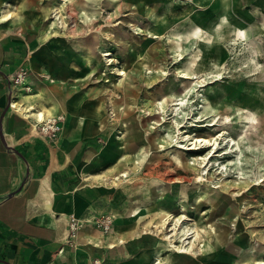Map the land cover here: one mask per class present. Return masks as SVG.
<instances>
[{
	"label": "rangeland",
	"instance_id": "rangeland-1",
	"mask_svg": "<svg viewBox=\"0 0 264 264\" xmlns=\"http://www.w3.org/2000/svg\"><path fill=\"white\" fill-rule=\"evenodd\" d=\"M5 3L21 17L17 33L24 35L35 25L30 37L38 49L59 51L53 53L60 58L53 54L50 60L53 71L40 73L41 78L55 83L54 72L64 75L70 88L102 99L103 113L114 109L117 114L115 120L108 113L97 122L84 120L99 133L107 121L98 142L105 149L114 146L109 148L114 160L97 172L105 177L131 172L127 182L106 184L111 196L102 213L81 223V229L86 227L82 237H97L99 255L91 264H115L113 251L123 245L126 261L121 264H135L138 256L150 262L158 258L160 264H177L179 259L189 264H264V0ZM107 52L115 60L112 65L105 64ZM116 68L125 75H117ZM183 72L193 79H183ZM185 92H190L186 103L176 105ZM52 107L37 105L49 112ZM223 131L242 152L225 149L220 140L217 148L186 149L193 138ZM117 145L125 147L121 158L114 153ZM129 208L142 213L127 215ZM168 213L174 217L168 231L180 217L188 219L179 220L172 244L161 239ZM123 222L137 224L132 232L147 230L123 240ZM187 229L186 242L199 233L196 245L205 263L175 256ZM144 239H154L156 246L134 253L133 242ZM93 242L84 248L91 250Z\"/></svg>",
	"mask_w": 264,
	"mask_h": 264
},
{
	"label": "crops",
	"instance_id": "crops-1",
	"mask_svg": "<svg viewBox=\"0 0 264 264\" xmlns=\"http://www.w3.org/2000/svg\"><path fill=\"white\" fill-rule=\"evenodd\" d=\"M4 7V0H0V264H91L99 255L95 253L97 237H82L86 227L80 228L79 238L69 237L70 223L76 219L84 224L96 217L111 196L106 184L101 183L105 176L97 172L114 160L109 154L111 145L105 149L98 142L107 121L102 133L91 124L107 116L108 111L103 113L102 99L94 93L65 84L64 75L54 72L55 83L41 78L40 73L53 71L50 60L53 54L60 58L53 53L59 51L43 46L38 49L30 37L35 25L28 26L24 35L17 33L21 17ZM3 10L14 19L2 21ZM21 66L28 70L26 86L30 92L13 88L10 82ZM37 105L53 109L40 110ZM31 107L45 112L48 118L62 115L66 120L69 115L57 139L42 136L36 128V116L28 112ZM88 119L91 123L84 121ZM111 199L116 201L113 195ZM136 223L121 224V231L127 234L123 240L133 237ZM91 239L95 244L90 247L93 252L84 248ZM133 246L134 253L139 254L143 251L140 247L152 248L156 241H134ZM126 251L124 245L116 253L113 251L115 264L126 261L122 259ZM178 262L189 264L181 259Z\"/></svg>",
	"mask_w": 264,
	"mask_h": 264
},
{
	"label": "bare ground",
	"instance_id": "bare-ground-1",
	"mask_svg": "<svg viewBox=\"0 0 264 264\" xmlns=\"http://www.w3.org/2000/svg\"><path fill=\"white\" fill-rule=\"evenodd\" d=\"M3 5V4H2ZM10 4H6L5 3V9L9 6ZM56 12V15L59 14V12L61 10L58 11V9H55L54 10ZM61 18V16L59 17ZM10 19H14V17L12 18V15L11 13H8L7 10H3L1 12V20L2 21H8ZM62 23H65V21L62 20ZM2 25V24H1ZM8 27V26H7ZM132 28L134 30H140V28H135L133 27L132 25ZM11 29V28H10ZM87 32V31H86ZM107 37H112L111 36V33H108L106 34ZM104 53V52H103ZM103 56L105 57V64L107 65H112L114 63V59H110V57L112 56V54H110L109 52L103 54ZM178 57H182V55L179 53L177 55V59ZM176 59V60H177ZM115 71L117 72V75L119 76H124L125 75V72H122L120 69L116 68ZM115 72V73H116ZM183 79H193V77H191V75L189 73H185L183 72L182 73V76H181ZM30 92V91H29ZM190 94V92H185V94L181 97H179L178 99H176L177 103L176 105H184L186 103V98H187V95ZM14 101V100H13ZM18 101V100H16ZM29 104V103H28ZM17 104H12V107L13 106H16ZM35 108L34 107H31L28 112L35 115L36 116V119H37V122H39L40 124H44V123H50V121H53L54 118H48L45 114V112L43 111H33ZM101 112V111H100ZM48 113V112H46ZM152 113V112H150ZM49 114V113H48ZM47 114V115H48ZM106 115V114H105ZM109 117L113 120L117 119L116 118V115L115 114V110L112 109V112L111 113H108ZM97 119V118H96ZM211 125V124H209ZM179 127V124H177V128ZM180 129V127H179ZM227 132L226 131H223V132H220L216 137H212V138H202V137H196V138H193L191 139L192 140V143L189 145V147H187L186 149L187 150H198V149H202L203 147H216L221 143V142H225V149L227 148H230L232 151L231 152H236L238 151L240 153L241 151V147L239 145V143L237 141H235L233 138H230V137H227ZM218 140H220L221 142H219ZM108 146V145H107ZM113 146V145H112ZM227 146V148H226ZM234 146L236 147L235 149ZM181 147V146H180ZM113 149V147H111ZM108 149V148H106ZM116 150H114L115 154L116 155H119L118 158H121L122 154H120V152H123L122 150L125 149V147L121 146L119 147L118 145L115 147ZM111 150V149H110ZM242 152V151H241ZM212 151H210L208 154H211ZM226 153H228V151H226ZM205 161V159L203 160V162ZM137 162V161H136ZM139 163V162H138ZM238 163H241V162H238ZM207 165V164H206ZM104 175V174H103ZM130 176H131V172L130 171H122V172H117L116 175L114 177H104V181L106 182L105 184L109 185L110 183L114 184V185H120L121 183L123 182H127L128 180H130ZM203 176V175H202ZM202 176H200L199 178H201L202 180ZM102 178V176H101ZM239 178L240 179H244V177L242 176V172L239 173ZM98 180V179H97ZM106 186V185H105ZM132 187V186H131ZM134 190V189H133ZM131 194V193H130ZM135 206V205H134ZM127 215H130V216H133V217H137L139 214L142 213V210L140 209H127L126 212H125ZM133 213V214H132ZM172 215L168 213V216L166 217V219L163 221L161 227H162V234L163 237H161V239L163 241H166L170 244L173 243L172 239L174 240L177 236H178V231L180 229L177 228V225L179 223V220L183 219V221L185 220H188L185 216H182L180 217L179 219H177L174 223V227L171 229V230H167V228L170 226L171 222L173 221L174 217L171 218ZM95 217H92V219H87V222H91ZM150 224H148L147 226H149ZM131 226H134L131 225ZM153 227V225L151 226ZM156 228H158V226H156ZM166 229V230H165ZM143 230H147L146 228L143 229ZM143 230H140L139 233L138 231H136L134 234H133V237L134 236H140V233L143 231ZM190 229H187L183 235H182V242L183 244L181 246H177L174 248V254H178V255H175L176 257L178 258H182L181 255H184L186 256L187 255V258H190L191 257H194V258H197L198 260H200L201 262L205 263V260L203 259V254L201 253V250H198L197 249V245H196V241L197 239L199 238V233L197 234H194L195 238L194 239H191L189 240L188 242H186V240L190 237ZM195 233V231L193 232ZM194 236H191V237H194ZM132 237V238H133ZM219 237V236H218ZM220 238V237H219ZM200 239V238H199ZM89 241V239H88ZM121 241V240H120ZM92 242V241H91ZM186 242V243H185ZM122 243V241L120 242ZM185 243V244H184ZM218 243L220 244V242L218 241ZM187 245H190V249L186 246ZM116 245H112L111 247H115ZM134 247V246H133ZM198 251V252H197ZM146 257L145 254H142ZM138 260V262H140V264H160L158 263V258H156L154 260V262H150V260H147V261H143L142 258H138L136 259V261ZM180 260V259H179ZM177 264H184V262H178Z\"/></svg>",
	"mask_w": 264,
	"mask_h": 264
},
{
	"label": "built area",
	"instance_id": "built-area-1",
	"mask_svg": "<svg viewBox=\"0 0 264 264\" xmlns=\"http://www.w3.org/2000/svg\"><path fill=\"white\" fill-rule=\"evenodd\" d=\"M27 77H28V70L26 69V67L25 66L19 67V69L16 71V73H14L13 76H11V79H10V82L12 83L13 88L15 89L23 88L24 90L29 91L30 87L26 86ZM64 123H65V118L64 116L61 115V116H58L57 118H54V120L50 121V123H44L43 125L40 123H37L36 128L38 129V131L42 134V136L45 139L55 140L63 132ZM95 219L97 218L95 217ZM103 225L105 226V230H108L110 227V221L104 222ZM81 226L82 224L78 220L71 219L69 237L75 239L79 231V228ZM94 264H99V262H95Z\"/></svg>",
	"mask_w": 264,
	"mask_h": 264
}]
</instances>
